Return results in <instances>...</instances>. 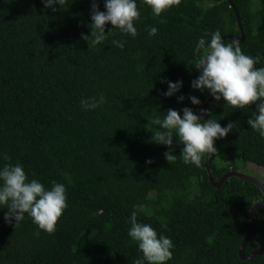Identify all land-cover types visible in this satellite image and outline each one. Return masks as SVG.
Returning <instances> with one entry per match:
<instances>
[{
  "label": "trees",
  "instance_id": "obj_1",
  "mask_svg": "<svg viewBox=\"0 0 264 264\" xmlns=\"http://www.w3.org/2000/svg\"><path fill=\"white\" fill-rule=\"evenodd\" d=\"M95 2L103 11V0ZM233 2L245 33L239 46L264 67V0ZM91 3L63 0L53 12L41 0H0V166L19 162L29 179L45 187L62 183L67 196L50 234L27 215L14 228L0 211V264H133L142 254L127 235L131 212L171 238L167 264H264L262 255L250 261L238 255L252 227L251 208L264 200L261 190L238 178L217 190L205 168L208 154L200 167L185 165L174 141L177 159L168 163V149L150 142L157 116L184 107L199 115L208 100L207 92L190 87L197 77L193 49L206 32L240 36L230 3L179 0L157 16L137 0L135 38L113 28L102 44L88 47L81 37L90 35ZM147 27H156V36L148 37ZM113 40H123L124 48ZM177 80L180 91L164 97L161 81ZM99 94L104 104L81 109V98ZM189 96L201 104L191 105ZM206 109L221 126L234 123L215 143V179L252 166L264 184V138L250 130V112L213 100ZM257 219L246 254L264 249V209Z\"/></svg>",
  "mask_w": 264,
  "mask_h": 264
},
{
  "label": "clouds",
  "instance_id": "obj_2",
  "mask_svg": "<svg viewBox=\"0 0 264 264\" xmlns=\"http://www.w3.org/2000/svg\"><path fill=\"white\" fill-rule=\"evenodd\" d=\"M45 9L55 12L63 0H41ZM154 15H161L173 3L179 0H145ZM215 6V0H209V7ZM104 10L92 0L90 6L91 23L87 25L90 35L82 34L89 47L102 44L111 34L112 29H118L121 34L133 38L137 35L134 26L139 22L140 12L137 0H103ZM111 25L105 31L106 25ZM148 37L157 34L156 27L146 28ZM210 35V39L205 37ZM123 40H113L112 45L123 49ZM195 58L196 79L192 80L190 87L194 91L207 92L214 102H223L234 110H247L250 118L247 124L250 130L255 131L264 138V67H255L259 63L254 58L242 52L239 43L225 42L219 30L205 33L201 36L193 49ZM167 84L164 97H172L180 91L183 82L177 80L161 81ZM184 96L177 97L182 102ZM191 105L199 106L201 101L196 96H189ZM105 103L103 94L97 97L81 98L80 106L84 111H93ZM255 105V110L251 106ZM245 112V111H244ZM209 109H201L200 114L193 112L192 108L184 107L177 110L169 108L162 116H157L152 123L158 128H153L150 142L165 146L168 151L163 155L170 163L177 159L173 142L176 146L182 145L179 156L185 165L191 164L200 167L204 154L216 153L215 143L225 138L234 127L229 122L221 126L219 120L213 118ZM203 117H208L205 120ZM174 135L176 139L174 140ZM8 159L7 156L4 157ZM150 164L151 160H146ZM67 208L66 188L62 183L51 182L50 187H45L40 180L29 179L23 165L5 163L0 166V211H4L3 220L12 224L14 228L24 220L25 215L31 218L32 223L39 230L53 233L63 211ZM130 225L127 235L137 245L138 256L133 264H167L172 259L174 244L170 237L158 234L157 231L146 223L137 221L135 212L128 217ZM39 235V232L36 233Z\"/></svg>",
  "mask_w": 264,
  "mask_h": 264
},
{
  "label": "water",
  "instance_id": "obj_3",
  "mask_svg": "<svg viewBox=\"0 0 264 264\" xmlns=\"http://www.w3.org/2000/svg\"><path fill=\"white\" fill-rule=\"evenodd\" d=\"M228 2L230 3L231 7L235 11L238 27L240 30V36L226 35V36L222 37V39L225 41L228 39H231V40L236 41L238 43H242L245 39V33H244V29H243L242 24H241L240 16L238 14L237 8H236L233 0H228ZM211 102H212V98L209 96L208 100L200 107L199 114H200L201 109H206L210 105ZM203 118L205 120L208 119V117H203ZM213 158H214V154L207 156V158L205 160V168H206L208 176H209L210 184L215 189L220 190L223 187V185L230 178H238V179H241L243 181H247V182L257 186L261 190V192L264 196V184L260 180L254 178V177L248 176L242 172L230 171V172L226 173L223 177H221L219 180H216L214 173L212 171V168H211V162H212ZM262 209H264V200L255 203L253 205V207L251 208L250 219H251L252 227H251L250 232L243 238L241 245L239 247V251H238V255H239L240 259L243 261H250V260H252L258 256H261V255L264 256V249H260V248L252 251L249 254L245 253V249H246L247 244L249 243L250 240L253 239V237L255 236V234L257 232V229H258L257 212L259 210H262Z\"/></svg>",
  "mask_w": 264,
  "mask_h": 264
},
{
  "label": "rangeland",
  "instance_id": "obj_4",
  "mask_svg": "<svg viewBox=\"0 0 264 264\" xmlns=\"http://www.w3.org/2000/svg\"><path fill=\"white\" fill-rule=\"evenodd\" d=\"M240 170H241L242 173H244V174H246L248 176L254 177V178L258 179V180L262 179L263 173H262L261 169L249 166V167H246V168H241ZM191 195H192V197L199 198V195H196L195 193L191 192Z\"/></svg>",
  "mask_w": 264,
  "mask_h": 264
}]
</instances>
